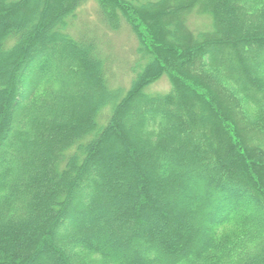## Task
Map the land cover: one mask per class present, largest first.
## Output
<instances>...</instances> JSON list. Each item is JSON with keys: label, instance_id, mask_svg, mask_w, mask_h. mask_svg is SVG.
<instances>
[{"label": "trees", "instance_id": "16d2710c", "mask_svg": "<svg viewBox=\"0 0 264 264\" xmlns=\"http://www.w3.org/2000/svg\"><path fill=\"white\" fill-rule=\"evenodd\" d=\"M84 1L0 0V264H264V143L239 125H264V0H95L135 36L126 88L68 32Z\"/></svg>", "mask_w": 264, "mask_h": 264}, {"label": "rangeland", "instance_id": "374dc122", "mask_svg": "<svg viewBox=\"0 0 264 264\" xmlns=\"http://www.w3.org/2000/svg\"><path fill=\"white\" fill-rule=\"evenodd\" d=\"M188 23H190V26L192 27H199L202 26V24H207L208 18L192 14L188 17ZM68 32L74 37H79L81 34L94 36L99 42L101 51L110 66V83H112L113 86H118V84L123 85L122 87L124 88L129 85L131 76H133L130 71V65L135 54L134 50L136 48V39L127 25L121 24L118 29H110L101 19L97 2L95 0H85L80 5L76 17L71 20ZM253 58L254 57L251 59ZM255 58L257 59L259 57L255 55ZM50 71H53V69H50ZM168 88V80L165 76H162L155 83H153L152 86H150L149 90L154 92H164L168 90ZM250 111L251 110H246L247 116H243L242 120H239L241 132L249 143H264V125L259 127L260 125L257 120H255L256 113ZM259 116L260 117L258 119L260 120L261 115ZM160 166L161 163H159V167ZM170 195L171 191H168L165 193L164 197L167 198ZM195 220L197 222L196 224H198L199 219L197 220V218H195ZM130 225L131 224L127 222L121 228L117 229L116 233L123 234L125 229H128ZM238 226L239 225L232 223L221 228L219 230V238H222L224 243L243 239L244 235L241 233ZM93 238L102 243L108 242L107 238H102V236H100L97 232L93 233ZM144 244L145 241L142 239H131L127 244H125V247L128 249L126 251L128 256H130L132 251L135 249L143 247ZM254 247L255 241L249 245L239 244L237 247L232 248V254L246 255ZM233 256H230L228 260H225L224 264H237ZM41 262H43V264H49L48 259H41Z\"/></svg>", "mask_w": 264, "mask_h": 264}]
</instances>
